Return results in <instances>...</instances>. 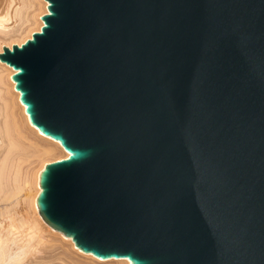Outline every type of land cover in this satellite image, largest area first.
<instances>
[{
	"label": "water",
	"instance_id": "obj_1",
	"mask_svg": "<svg viewBox=\"0 0 264 264\" xmlns=\"http://www.w3.org/2000/svg\"><path fill=\"white\" fill-rule=\"evenodd\" d=\"M0 61L67 157L36 207L84 254L264 264V0H45Z\"/></svg>",
	"mask_w": 264,
	"mask_h": 264
},
{
	"label": "bare ground",
	"instance_id": "obj_2",
	"mask_svg": "<svg viewBox=\"0 0 264 264\" xmlns=\"http://www.w3.org/2000/svg\"><path fill=\"white\" fill-rule=\"evenodd\" d=\"M26 1L0 0V54L3 47L21 46L41 29L46 1L32 0L27 17ZM13 73L0 61V264H127L80 252L40 217L35 202L39 174L46 164L67 154L30 125L11 80Z\"/></svg>",
	"mask_w": 264,
	"mask_h": 264
},
{
	"label": "rangeland",
	"instance_id": "obj_3",
	"mask_svg": "<svg viewBox=\"0 0 264 264\" xmlns=\"http://www.w3.org/2000/svg\"><path fill=\"white\" fill-rule=\"evenodd\" d=\"M26 2H27V5H28V8L26 9L25 16L27 17L31 13L33 7L31 8L32 0H27ZM9 203L7 202V203H5V205L9 207ZM17 210H21V209H19V207H18Z\"/></svg>",
	"mask_w": 264,
	"mask_h": 264
}]
</instances>
